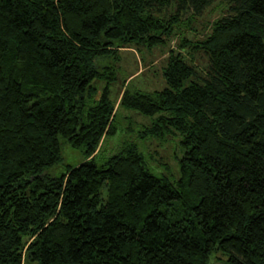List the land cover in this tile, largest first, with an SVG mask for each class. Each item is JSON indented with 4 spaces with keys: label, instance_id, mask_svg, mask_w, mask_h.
I'll return each instance as SVG.
<instances>
[{
    "label": "trees",
    "instance_id": "obj_1",
    "mask_svg": "<svg viewBox=\"0 0 264 264\" xmlns=\"http://www.w3.org/2000/svg\"><path fill=\"white\" fill-rule=\"evenodd\" d=\"M174 38L165 87L111 99L121 50ZM121 109L181 136L179 178L137 142L100 160ZM215 260L264 264V0H0V264Z\"/></svg>",
    "mask_w": 264,
    "mask_h": 264
},
{
    "label": "rangeland",
    "instance_id": "obj_2",
    "mask_svg": "<svg viewBox=\"0 0 264 264\" xmlns=\"http://www.w3.org/2000/svg\"><path fill=\"white\" fill-rule=\"evenodd\" d=\"M216 18L214 12L206 14V19ZM202 18H199L194 23L195 30H190V35L195 33L197 35H204L201 25ZM208 31V30H207ZM205 31V33L207 32ZM187 33V32H186ZM188 34V33H187ZM178 39L174 38L168 46L160 45L154 49L149 48H127L119 52L120 61H117V79L109 84L110 97L112 100L120 101L121 95L124 91V86L130 81L131 86L136 89L151 91L156 88H163L166 86L163 79L162 66L165 63L169 54V49L178 47ZM200 66H204L205 58L198 56L195 60ZM128 78L126 84L124 80ZM95 86L98 88V95L107 85L106 80L95 79ZM154 117L141 113L133 109H121L117 117V134L110 136L104 140L103 156H109L119 150L124 141L137 142L141 151L146 157L149 168L158 174H166L173 180L180 177V158L184 155V149L181 145V136L179 134H170L165 138L150 137L142 138L139 131L150 125ZM63 164L77 165L85 160L84 154L73 148L70 144H63ZM61 166V165H60ZM58 166L55 170L60 174L62 166ZM215 264H225L224 261L215 260Z\"/></svg>",
    "mask_w": 264,
    "mask_h": 264
}]
</instances>
